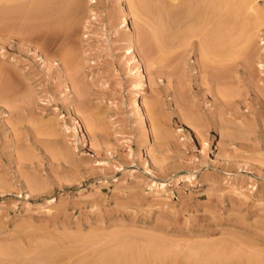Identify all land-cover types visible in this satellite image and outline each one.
I'll return each mask as SVG.
<instances>
[{"label":"rangeland","instance_id":"rangeland-1","mask_svg":"<svg viewBox=\"0 0 264 264\" xmlns=\"http://www.w3.org/2000/svg\"><path fill=\"white\" fill-rule=\"evenodd\" d=\"M141 1L0 0V264H264V0L218 70L152 49L200 1Z\"/></svg>","mask_w":264,"mask_h":264},{"label":"bare ground","instance_id":"bare-ground-1","mask_svg":"<svg viewBox=\"0 0 264 264\" xmlns=\"http://www.w3.org/2000/svg\"><path fill=\"white\" fill-rule=\"evenodd\" d=\"M131 1V0H130ZM133 1V3H132V6H133V8L136 10V11H139V8H138V4H137V2L139 1V0H132ZM141 1V0H140ZM143 1V0H142ZM141 1V2H142ZM189 1H191V0H189ZM195 1V0H194ZM197 1V5H198V1H200L201 3H202V8H201V11L200 12H198V10L196 9V11H195V8H191V9H194V11H195V14L198 12V14L196 15L197 17L195 18H192V17H190L189 16V19L187 18V20H189L187 23H185V22H183V23H185V24H183V26H182V28H181V32H179V34L180 35H177L178 37H174V41H171V39H170V41H171V43L170 42H165V44H168V45H163L164 44V42H162V44L161 43H159L161 40L160 39H158V40H156V41H159L158 43H156V44H154L153 45V48L152 49H155V52L157 53V51L161 54V53H165V55H160V56H165L166 57V55H168L169 53H175V51L177 50V52L179 51L178 49H180V48H185V46L187 45V38H191L192 36H198V38L200 37V35H201V41H202V39H204V42H202V44L200 45V51H199V53L201 54V56H202V58L201 59H203L204 60V64H205V62H206V66L208 65V68L210 67L211 69L213 68V67H211V66H213L211 63L212 62H210V61H215L216 62V66L215 67H217V64H219V62H222L223 60H226V59H231L232 58V56H233V53H234V51L235 50H237L238 51V49H236L237 48V45H233L234 44V42H226L225 40H226V38L225 39H223L222 40V38L224 37V36H226V34H227V32H231L233 29H237L238 27L240 28V27H242L243 26V24L248 20V18H252V17H249V13H248V10L247 9H249L250 8V3L251 2H253L254 0H196ZM34 2L38 5V7H39V11H40V13H41V15L45 18V19H48V18H50V16H52V15H54L56 12H57V6H56V0H34ZM192 2H193V0H192ZM191 2V3H192ZM199 2V3H200ZM140 3V2H139ZM151 4V3H150ZM32 5V1H28L24 6H22L23 8H24V11L26 12V11H28L29 10V8H30V6ZM145 5V4H144ZM170 6H172V10H175V8H176V6H177V4L176 3H170L169 4ZM189 2H187V1H180L179 2V6L181 7V9L182 10H180V12L181 11H183L184 12V14L186 15L185 16V18L186 17H188L187 15H190L191 14V10L189 9ZM194 5V4H193ZM141 6V5H140ZM192 6V5H191ZM199 7H200V5H198ZM142 7V6H141ZM178 7V6H177ZM180 7H178V8H180ZM148 8V7H147ZM147 8H145V9H147ZM178 8H176L177 10H178ZM253 8V7H252ZM252 8H251V10H252ZM150 9V8H149ZM159 9V8H158ZM6 10V9H5ZM254 10V9H253ZM256 10V9H255ZM142 10H140V14L141 13H143V12H141ZM154 11V10H153ZM176 11V10H175ZM174 11V12H175ZM193 11V10H192ZM173 12V11H172ZM254 12H257V11H254ZM154 13V12H153ZM163 13V12H162ZM169 13V11L167 12V14ZM177 13V12H176ZM179 13V12H178ZM253 13V12H252ZM251 13V14H252ZM147 14V13H146ZM146 14H144V15H142V16H145L146 17ZM150 14V13H149ZM165 14V13H164ZM166 14V15H167ZM180 14H182V13H180ZM259 14V13H258ZM157 15V14H156ZM192 15V14H191ZM194 15V14H193ZM192 15V16H193ZM255 18L256 17H258V15L257 14H252ZM149 16V15H148ZM147 16V17H148ZM152 16V15H151ZM173 15H171V17H172ZM153 17V16H152ZM162 17V16H161ZM254 17H253V19H254ZM160 18V17H159ZM176 18V17H175ZM174 18V16H173V20L175 19ZM183 18V17H182ZM192 18V19H191ZM259 19V18H258ZM152 20V19H151ZM184 20V19H183ZM183 20H180V21H183ZM156 21V20H155ZM178 21H179V18H178ZM257 21V20H256ZM148 22V21H147ZM152 22H154L153 20H152ZM250 22H252V21H249V23ZM149 23V22H148ZM155 23L156 22H154V25H155ZM162 23H163V21H162ZM253 23V22H252ZM169 24V23H168ZM151 25V24H150ZM153 25V26H154ZM245 25V24H244ZM247 25V24H246ZM251 25V24H250ZM253 25V24H252ZM256 25V24H255ZM152 26V27H153ZM249 26V25H248ZM175 28V27H174ZM245 29V28H244ZM243 29V30H244ZM165 30H166V27H165ZM248 30H249V28L247 29V31L246 32H248ZM168 31H170V28L168 29ZM167 31V33H169ZM177 31V30H176ZM178 31H179V28H178ZM164 32V31H163ZM166 32V31H165ZM172 32V31H171ZM170 32V33H171ZM175 32V31H174ZM173 32V33H174ZM229 32V33H230ZM239 33V32H238ZM242 33V32H241ZM162 34H164V33H162ZM240 34V33H239ZM251 34V33H250ZM167 35V34H166ZM174 35L176 36V34L174 33ZM230 35V34H229ZM244 35H245V33H244ZM252 35V34H251ZM156 36V35H155ZM164 36V35H163ZM170 36V35H169ZM172 36H173V34H172ZM239 35H237V37H238ZM242 36V35H241ZM240 36V37H241ZM153 37V36H152ZM160 37V36H159ZM243 37H245V36H243ZM247 37H249L248 36V34H247ZM148 38V37H147ZM161 38H162V36H161ZM164 38V37H163ZM162 38V39H163ZM231 38V37H230ZM165 39H166V37H165ZM229 39V38H228ZM155 41V42H156ZM163 41H165V40H163ZM201 41H200V43H201ZM227 41H229V40H227ZM232 41H234V40H232ZM239 41V40H238ZM241 41V40H240ZM242 41H243V39H242ZM198 43V42H197ZM237 43V42H236ZM190 44V43H189ZM237 44H240L239 42L237 43ZM133 46L131 45V48H132ZM152 47V46H151ZM242 47V46H241ZM150 48V47H149ZM243 48H244V46H243ZM151 49V48H150ZM152 49H151V51H152ZM246 50H248V49H246ZM240 51V50H239ZM183 52H184V49H183ZM185 52H187V51H185ZM236 52V51H235ZM242 52V51H241ZM240 52V53H241ZM180 54H181V52H179ZM188 53V52H187ZM238 54V53H235V54H237V55H241V54ZM175 54H177V55H179L178 53H175ZM243 55H244V53H243ZM158 56H159V54H158ZM170 56V55H169ZM168 56V57H169ZM71 58V56L69 57V59ZM156 58V57H155ZM161 60L163 59L162 57H159ZM167 58V57H166ZM165 58V59H166ZM170 58V57H169ZM172 58V57H171ZM175 58H177V56L175 55ZM179 58V57H178ZM68 59V58H67ZM68 59V60H69ZM173 59H174V57H173ZM233 59V58H232ZM66 59H64V61H65ZM155 61H156V59H154ZM158 60V62H160V60L159 59H157ZM176 60V59H175ZM202 60V61H203ZM63 61V62H64ZM155 61H152L153 63L155 62ZM199 61V60H198ZM3 62V61H2ZM73 62V61H72ZM214 62V63H215ZM227 61H224V64L226 63ZM230 62V61H229ZM228 62V63H229ZM213 63V64H214ZM223 63V62H222ZM222 63H220V66H221V64ZM66 64V63H65ZM72 64V63H71ZM4 65V64H3ZM225 65H227V64H225ZM238 65H240V64H238ZM1 63H0V69H2L1 68ZM203 66V65H202ZM205 66V67H206ZM223 66V65H222ZM2 67H4V66H2ZM165 67V66H164ZM167 67V66H166ZM214 67V68H215ZM139 68V67H138ZM213 68V69H214ZM220 68V67H219ZM212 69V70H213ZM216 69V68H215ZM211 70V71H212ZM217 70H218V67H217ZM220 70V69H219ZM223 70V69H222ZM226 70V69H225ZM1 71V70H0ZM6 71V70H5ZM4 71V72H5ZM3 72V71H2ZM215 72H217V71H215ZM209 73H210V71H209ZM218 73V72H217ZM221 73V72H220ZM211 74H212V72H211ZM1 77H3V75L1 76ZM5 78V77H4ZM224 79V78H223ZM1 82V81H0ZM4 83V82H3ZM1 85V84H0ZM2 89V88H1ZM224 93V92H223ZM4 94V93H3ZM220 94V93H219ZM219 96V95H218ZM140 95L138 94V92H136L135 93V99L133 100V106L134 107H136L137 109H136V111L138 112V111H141V108H140V106H141V103H140ZM223 99V98H222ZM218 100H219V98H218ZM225 100V99H224ZM221 103H222V100H221ZM223 104H225L224 102H223ZM155 107V105L153 104V103H151L150 102V104L148 103V105H147V108L148 109H153ZM194 110V109H193ZM220 111V110H219ZM217 112V111H216ZM219 113V112H218ZM217 113V114H218ZM226 113H227V111H226ZM192 115H194V114H192ZM217 116V115H216ZM220 117V116H219ZM223 117V116H222ZM195 119H197V118H195ZM194 119V120H195ZM221 119V118H220ZM219 119H217V117H216V121H218ZM198 121V120H197ZM221 121H222V119H221ZM218 123V122H217ZM144 127V126H143ZM160 128V127H159ZM173 183V181H168V182H165V181H159L158 182V185H159V187H163V188H166L168 185H170V184H172ZM162 240V239H161ZM201 244H199V245H197V246H199L201 249H198V250H202V248L204 247V248H207V246L205 245V246H203V245H201ZM156 247H157V245H155ZM152 247H154V245L152 246V245H150L149 244V246H144L141 250H140V255L138 254L137 256H138V258L136 259V263L137 264H144L145 262H146V258L144 257V254H145V251H147V252H150V258H152V254H157V252H160V250L158 251L157 250V248L156 247H154V248H152ZM198 247V248H199ZM210 247H211V245H210ZM149 248H152V249H149ZM159 248H160V245H159ZM209 248V247H208ZM195 249H197V248H195ZM212 248H210V250H211ZM214 249H216L215 247H214ZM164 250V249H163ZM189 250V249H188ZM197 250V251H198ZM207 250V249H206ZM192 251H193V249H192ZM213 251H215V250H213L212 249V251H209L208 250V252H210V254L213 252ZM137 252V253H138ZM162 252V251H161ZM165 252V251H164ZM195 252V251H194ZM199 252V251H198ZM197 252V253H198ZM203 252H206V251H203ZM168 253H169V251H167V255H165V256H167V258H168ZM199 253H202V252H199ZM164 254V253H163ZM163 254H161V256L163 255ZM205 254V253H204ZM207 255H208V253H206ZM215 255H216V251H215V253H214ZM214 254H213V256H209L208 255V257H207V255H206V257L204 258V256H203V261H201V258L199 259L200 261H198L197 260V258H196V260L199 262V263H196V260L194 259V260H192V262H195L196 264H216V257L217 256H214ZM125 255V254H124ZM148 256H149V253L147 254ZM146 255V256H147ZM186 255V254H185ZM185 255H183L184 257H185ZM189 255V254H188ZM198 255V254H197ZM202 255H203V253H202ZM45 256H46V254H45ZM158 256V255H157ZM160 256V255H159ZM179 256V255H178ZM178 256H174L173 255V257L171 256L170 258H169V260H172V262L173 263H178V262H181L180 260H178L179 258H178ZM182 256V255H181ZM187 256V255H186ZM122 257H123V255H122ZM199 257V256H198ZM251 257V256H250ZM255 257V256H254ZM114 258H115V256H114ZM113 258V259H114ZM117 258V257H116ZM147 258H149V257H147ZM162 258V259H161ZM160 259V261H159V257L157 258V259H155V260H158L159 261V263L161 262H164V260H163V256L161 257ZM178 258V259H177ZM130 259V258H129ZM133 259V258H132ZM164 259H165V257H164ZM183 259V258H182ZM185 259V258H184ZM104 260V259H103ZM150 260V259H149ZM167 260V259H166ZM205 260V261H204ZM79 261V260H78ZM148 261V260H147ZM184 261V260H183ZM77 262V261H76ZM114 262V261H113ZM133 262V261H132ZM134 262V263H135ZM149 262H151V260L149 261ZM154 262V261H153ZM186 262V261H185ZM184 262V263H185ZM37 263V262H36ZM75 263V262H74ZM119 263V262H118ZM125 263V262H124ZM135 263V264H136ZM148 263V262H147ZM183 263V262H182ZM194 263V264H195ZM38 264V263H37ZM65 264V263H64ZM70 264V263H69ZM78 264V263H77ZM132 264V263H131Z\"/></svg>","mask_w":264,"mask_h":264}]
</instances>
